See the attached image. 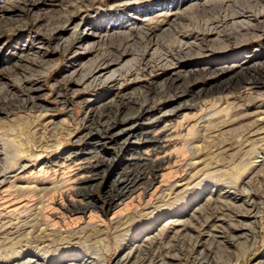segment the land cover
Returning a JSON list of instances; mask_svg holds the SVG:
<instances>
[{
    "label": "rangeland",
    "instance_id": "1",
    "mask_svg": "<svg viewBox=\"0 0 264 264\" xmlns=\"http://www.w3.org/2000/svg\"><path fill=\"white\" fill-rule=\"evenodd\" d=\"M137 154L154 168L119 197ZM0 175V240L48 237L0 264H264V0H0ZM209 204L240 213L194 222Z\"/></svg>",
    "mask_w": 264,
    "mask_h": 264
},
{
    "label": "bare ground",
    "instance_id": "2",
    "mask_svg": "<svg viewBox=\"0 0 264 264\" xmlns=\"http://www.w3.org/2000/svg\"><path fill=\"white\" fill-rule=\"evenodd\" d=\"M106 64V63H105ZM114 64V63H112ZM111 64H109L108 66H110ZM98 68V67H97ZM108 68V67H106ZM104 71H107V69H103L101 70L100 68L96 69L91 75H92V80L93 81H96V80H100V77L102 75V73H104ZM116 74V72L112 73L111 76H114ZM91 77V76H89ZM111 79V77L109 78V80ZM171 85H169L168 88H170ZM161 87V86H160ZM35 90L33 87L32 88H28V89H25V92L26 94L30 95L31 92ZM166 90V86L163 85L162 86V91H165ZM30 99V98H29ZM28 99V100H29ZM25 100V99H24ZM19 102V101H18ZM21 102V101H20ZM114 104V103H113ZM22 105V104H21ZM21 105H19L21 107ZM32 105L34 106V104L32 103ZM18 106V107H19ZM116 106V105H115ZM118 108V106H117ZM21 110V109H20ZM111 112V111H110ZM153 111L151 110L150 113H152ZM178 112V111H177ZM109 115V114H108ZM128 119V118H127ZM126 119V120H127ZM139 119H141V116L140 115H134L133 117H131L128 121L131 122V123H136L139 121ZM153 121V120H152ZM114 123V122H113ZM113 123L112 124H106V126H103L101 129L103 130V132H106V133H112L113 132ZM127 122L122 121V124H125ZM124 126V125H123ZM123 126L122 129L120 131H118L117 133H112V135L114 136H121V135H126V134H129L132 132L133 128H124ZM165 131H162V133H158L157 135H151L150 133H141L139 134V138L143 137V140L145 142H147L149 145L151 146H160L161 145V140L163 138V134H164ZM251 134H254V136H258L257 135V131H254V132H250ZM249 133V134H250ZM131 136V135H129ZM262 137V136H261ZM245 138V137H244ZM248 138L245 139V143L248 142L250 143L251 141H247ZM257 144V143H256ZM255 143L252 144V146H256ZM83 154V153H82ZM138 155V154H137ZM136 155V156H137ZM133 157V156H132ZM80 157H77V161H82L80 162V167H81V171L88 174L87 177H85L86 179H83L80 183H84L86 182L87 180H92L95 178V176L97 175V173L95 171H97L99 169V167H101V165L104 163V161L101 160L100 156H98L96 153H89V155H86L84 157H81V159H79ZM129 167L128 171H126L123 175H121L120 177H117L115 178V180L113 181V187L114 189H116V192H117V196L121 197V196H124L127 192L131 191V189L129 188L130 186L133 187L135 186V182L137 179L139 178H142L144 177L145 175L149 174L152 172V169L154 168L153 166V162L151 160H149L147 158V156L143 157L142 155H138L137 157H134V158H130L129 159V163H127ZM1 176V175H0ZM3 177V176H2ZM97 177V176H96ZM84 178V177H83ZM1 185V184H0ZM148 189V188H147ZM125 192V193H124ZM9 202V201H8ZM206 205V204H205ZM1 206V205H0ZM86 206H88V204H86ZM209 207L206 208L205 212H203L202 210L199 211L197 210L196 212V217L194 215L193 218V221L194 222H198V221H201L202 220V217H200L202 214L206 216L205 219H209V221L212 222H215V221H220V217L223 216V214L225 212L227 213H233L236 215H239L240 211L238 210H235L234 207H231V206H225L224 208H222L223 212L222 213L220 210L221 208H211L210 204L208 205ZM16 207V206H14ZM205 208V207H204ZM37 209V208H35ZM260 209L259 206H257V204H255V202L252 200V201H248L247 205H246V213L247 214H252V212L254 211L255 214H258L260 212H258ZM4 210V209H3ZM38 210V209H37ZM218 210L220 211V213H218ZM35 212V211H34ZM21 214V213H20ZM30 214V213H29ZM218 214H220L218 216ZM34 215V214H33ZM39 215V214H37ZM202 215V216H203ZM25 216V215H24ZM29 217V215H27ZM255 216V215H254ZM1 217V215H0ZM19 217V216H18ZM33 217V216H32ZM38 217V216H36ZM25 218V217H24ZM35 218V217H34ZM1 219V218H0ZM15 219V218H14ZM200 219V220H199ZM4 220V219H3ZM12 220V219H11ZM26 220L28 221L27 217H26ZM41 219H39L40 221ZM17 221V220H16ZM20 221V220H19ZM39 221L38 219H34V220H31V222L27 223V222H23V224L21 226H16L18 229L20 227V231L17 230V228H14L15 231H17V233H7L5 238H2L0 241V250H2V248H10V247H17V245H20V240L21 239H24V241L26 240H30L33 238L34 241H36L38 247L40 245V243H42L40 246H43L41 248V251H43L45 248V241H47L46 239L48 238L47 236L44 235V232H45V228L43 227V224L41 226V224L39 225ZM192 221V220H191ZM4 222V221H3ZM11 222V221H10ZM5 223V222H4ZM16 223V222H14ZM18 223V222H17ZM31 223V224H30ZM202 223H207L206 222H202ZM19 224V223H18ZM9 225H12V223H10ZM13 225H16V224H13ZM45 225V224H44ZM8 226V225H7ZM120 226V225H119ZM122 226V225H121ZM193 226V225H192ZM6 226L4 225L3 227H1L2 229H4ZM46 227V226H45ZM187 227V226H186ZM186 227H183V229H185ZM7 230V229H6ZM47 230V228H46ZM13 231V230H12ZM19 232V233H18ZM6 233V232H5ZM47 233V231H46ZM248 233L250 234V237H252V232L251 231H248ZM1 235V234H0ZM5 235V234H4ZM48 235H49V232H48ZM199 235V234H198ZM55 236V239H56V235H53ZM249 236V235H247ZM199 236H197L196 238L198 239ZM53 238V237H52ZM222 240L225 241V243L228 245V246H232L234 245V242L237 240L235 236L233 235H230L226 232H222V236L220 237ZM18 239V240H16ZM54 240V239H53ZM52 240V241H53ZM51 241V242H52ZM157 241V240H156ZM33 242V241H32ZM49 243V242H48ZM154 242L153 240L152 241H146V243H144L145 246H143L141 252L143 251L144 253L147 251L148 247L150 245H152ZM21 247V246H20ZM22 248H20V250H17L16 253H13L15 255L17 254H21L23 251H21ZM136 249V248H135ZM144 249V250H143ZM14 249H12V252L15 251ZM8 251V249H7ZM11 251V249H10ZM25 251V250H24ZM183 251V250H182ZM7 253V252H6ZM24 254V253H23ZM190 254V253H189ZM6 255V254H5ZM144 256V255H143ZM153 257V256H152ZM130 258V257H129ZM129 261L128 260V256L125 257L124 260H120L119 264H124L125 262ZM144 261L148 260V259H143ZM60 262V261H59ZM26 263V262H25ZM28 263V262H27ZM176 264H204V260L203 258H196V257H193L191 256V258H188L187 259H183V261H178Z\"/></svg>",
    "mask_w": 264,
    "mask_h": 264
}]
</instances>
